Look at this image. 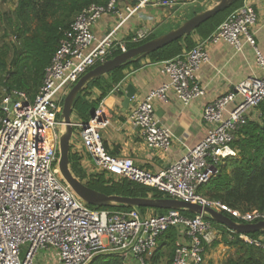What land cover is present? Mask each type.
I'll return each instance as SVG.
<instances>
[{
	"label": "built area",
	"instance_id": "built-area-1",
	"mask_svg": "<svg viewBox=\"0 0 264 264\" xmlns=\"http://www.w3.org/2000/svg\"><path fill=\"white\" fill-rule=\"evenodd\" d=\"M117 1L92 3L75 15L62 32L33 98L13 89L1 99L0 264H31L39 249L61 264H87L97 255L112 253L124 260L132 258L134 264H154L159 238L169 228L177 230L170 264H202L206 246L219 236L220 229L207 214L186 216L177 209L164 213H141L136 208L92 209L60 174L59 136L64 123L58 116L63 97L82 74L110 58L116 49L125 51L127 43L141 41L152 32L142 27L129 39L118 41L113 30L96 39L93 25L102 15L116 13ZM161 3L171 6L173 1ZM136 8L127 7L129 15ZM256 19L254 0H242L210 35L184 53L159 62L160 72L169 82L152 89L129 111L127 120L137 127L148 148L163 152L170 150L175 138L156 116L154 101L166 100L169 89L183 105L205 94L195 73L208 60L209 45L224 41L241 51L248 44L260 70L259 76L247 77L205 105L204 137L164 169L153 172L136 165L131 157L106 151L101 130L109 123L107 97L87 121L72 120L79 134L75 140L79 139L89 154L93 174L105 172L126 178L168 197L210 207L236 222L264 219V207L262 211H241L198 192L199 186L218 171L219 163L236 155L231 146L235 132L264 98V55L252 30ZM239 238L264 251V233L257 237L239 234Z\"/></svg>",
	"mask_w": 264,
	"mask_h": 264
},
{
	"label": "trees",
	"instance_id": "trees-1",
	"mask_svg": "<svg viewBox=\"0 0 264 264\" xmlns=\"http://www.w3.org/2000/svg\"><path fill=\"white\" fill-rule=\"evenodd\" d=\"M14 1L15 7L12 10H4L0 13L1 25L4 29L3 39L0 38V104L3 95L13 89L25 91L30 98H33L42 83L44 70L51 61L62 32L69 27L75 15L92 3L104 5L107 2V0ZM241 3L242 0H234L226 8L201 23L193 32L141 58H147L150 63H159L184 53L196 44L192 40V34L198 33L203 38L207 37ZM194 14L192 13L187 18ZM178 25L156 28L145 39L136 43H127V48L157 37ZM5 39L7 40L4 41ZM120 52L116 49L110 57ZM141 58L132 59L105 75L91 79L74 99L72 113L80 120L87 121L92 115L91 112L98 107L99 102L123 80L124 71L130 67L139 68L141 66ZM255 109L256 118H249L235 132L231 146L235 149L236 155L224 159L215 175L198 188L200 194L210 199L220 200L241 211L253 209L262 211L264 207V98ZM69 158L72 173L80 180H84L86 175L80 164L78 153H69ZM87 175L90 176L85 183L106 194L130 197H167L156 189L123 177L106 178L102 173L96 175L87 173ZM89 206L92 209L133 208L127 205ZM136 209L144 213L148 208L137 207ZM154 211L164 213L167 210L155 208ZM181 212L186 216L194 215L186 210H181ZM212 223L221 230L222 243L235 249L234 257L228 258L224 264H264L262 249L240 239L239 233L232 232L213 221ZM263 233L264 230H260L247 235L257 237ZM176 237V228H169L161 234L159 246L152 258L154 264L164 261L170 264ZM218 242L215 240L211 245H207L206 249L217 245ZM87 264H124V259L115 253L101 254L95 256Z\"/></svg>",
	"mask_w": 264,
	"mask_h": 264
},
{
	"label": "crops",
	"instance_id": "crops-1",
	"mask_svg": "<svg viewBox=\"0 0 264 264\" xmlns=\"http://www.w3.org/2000/svg\"><path fill=\"white\" fill-rule=\"evenodd\" d=\"M141 1L118 0L117 12L102 15L93 25L92 31L95 38L101 39L115 30L114 38L122 41L129 39L142 27L152 30L173 27L192 13L209 7L213 2V0H172V5L168 6L161 1L146 0L144 3ZM127 7L137 8L129 15ZM254 7L257 19L252 30L256 46L264 55L263 0H254ZM202 38L203 36L198 33L192 34V40L195 43ZM207 52L208 60L202 63L195 73L196 79L205 89L203 96L183 105L173 90L169 89L166 92V100L154 101V112L160 123L174 134L175 140L168 152L148 148L139 136L137 127L127 120L129 111L152 89L168 83V77L161 74L159 63H150L147 58H141L139 68L126 69L123 80L106 96L105 110L109 123L101 130L106 151L113 156L131 157L136 165L157 172L183 156L187 148L196 145L206 133L202 119L205 105L231 90L238 82L260 74L255 62L254 50L248 44H245L241 51H236L229 43L220 41L209 45ZM128 85L133 86L135 93L124 107L123 101ZM256 115L257 111L253 109L250 111L249 118H256ZM76 153L82 155L81 164L88 171L87 168L93 166L89 154L80 147L77 148ZM216 240L219 241L218 244L207 248L203 253L202 264H224L228 258L234 257L235 249L222 243L221 230ZM124 263L134 264V260L125 259ZM160 264L166 263L164 261Z\"/></svg>",
	"mask_w": 264,
	"mask_h": 264
},
{
	"label": "water",
	"instance_id": "water-1",
	"mask_svg": "<svg viewBox=\"0 0 264 264\" xmlns=\"http://www.w3.org/2000/svg\"><path fill=\"white\" fill-rule=\"evenodd\" d=\"M164 1V0H148ZM234 0H213L209 7L195 13L189 18L182 21L177 27L168 30L167 32L149 39L137 46L127 48L98 65L92 67L71 86L62 100L60 111V119L65 125L64 132L59 136V151H58V168L63 180L69 185L72 191L81 198L88 205L98 207H111L115 205H127L133 208L137 207H151L160 209H177L186 210L192 214H207V216L219 225L226 227L232 232L239 234H250L264 230V219L255 222H236L229 216L216 211L210 207H204L196 203L185 202L180 199L172 197H130L117 194H106L102 191L88 186L85 181L77 178L70 168V140L73 134L72 121V105L79 91L86 86V84L96 77L105 75L109 71L125 64L132 59L141 58L158 48L193 32L201 23L214 16L217 12L223 10L230 5ZM135 89L132 85L126 87L125 98L123 101L124 107L127 106L131 97H133ZM94 110L91 112L93 115ZM91 115V116H92Z\"/></svg>",
	"mask_w": 264,
	"mask_h": 264
},
{
	"label": "rangeland",
	"instance_id": "rangeland-1",
	"mask_svg": "<svg viewBox=\"0 0 264 264\" xmlns=\"http://www.w3.org/2000/svg\"><path fill=\"white\" fill-rule=\"evenodd\" d=\"M14 7H15V1L14 0H5V1L0 0V13H2V11H4V10H12ZM3 34H4V29H3V26L1 25V20H0V38L3 36ZM2 39H3V37H2ZM6 40L7 39H5L4 41H6ZM0 43H1V40H0ZM77 118L78 117L72 113V120H75ZM61 129H62V132H64V130H65L64 126L61 127ZM78 135L79 134L77 133V128L73 127V136H72V140L70 142V153L71 152L76 153V147L77 148L80 147V149H84L83 146L81 145V143L79 142L80 140L79 139L75 140V138H78ZM78 156L80 158V164H81V160H82L81 156L82 155L78 154ZM85 161L87 162V159H85ZM221 164H222V162L219 163V165H221ZM81 166H82V164H81ZM87 169H88V171L83 167V170L85 171V175H86L84 177L85 182L87 180H89L88 178L90 176V175H87V173L93 174V171H95V167L93 165V166H89ZM102 174L104 177L106 176V178L113 176V175H111L109 173H105V172H102ZM161 193L164 196H169V194H167V193H164V192H161ZM146 208H148V209L144 213L150 212V211L155 212L154 211L155 208H151V207H146ZM31 264H61V262L57 261L55 258H52V256H50L49 253H47L45 250L39 249L38 252L34 255ZM124 264H126V263H124Z\"/></svg>",
	"mask_w": 264,
	"mask_h": 264
},
{
	"label": "bare ground",
	"instance_id": "bare-ground-1",
	"mask_svg": "<svg viewBox=\"0 0 264 264\" xmlns=\"http://www.w3.org/2000/svg\"><path fill=\"white\" fill-rule=\"evenodd\" d=\"M64 128H65V125H64Z\"/></svg>",
	"mask_w": 264,
	"mask_h": 264
}]
</instances>
